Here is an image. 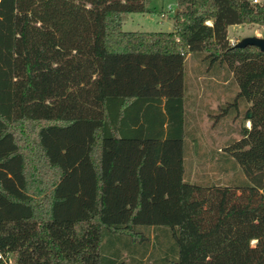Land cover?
<instances>
[{
  "label": "trees",
  "instance_id": "obj_1",
  "mask_svg": "<svg viewBox=\"0 0 264 264\" xmlns=\"http://www.w3.org/2000/svg\"><path fill=\"white\" fill-rule=\"evenodd\" d=\"M152 1L0 0V254L16 264H264V51L229 33L264 30V0H176L175 30L125 31Z\"/></svg>",
  "mask_w": 264,
  "mask_h": 264
},
{
  "label": "rangeland",
  "instance_id": "obj_2",
  "mask_svg": "<svg viewBox=\"0 0 264 264\" xmlns=\"http://www.w3.org/2000/svg\"><path fill=\"white\" fill-rule=\"evenodd\" d=\"M151 6L154 8L151 12H132L127 14V18L123 24V29L125 31H173L175 30V10L177 9L176 0H153L151 2ZM169 6L172 7V10L169 9ZM257 35L260 37H264V30L257 25H242L237 24L235 27L230 28V37L235 38L238 37V40H241L247 36ZM218 101L215 99L212 100V106L217 107ZM242 120H244L247 126H251V122L243 116H241ZM229 123V122H228ZM233 132L231 136L239 137L238 129L240 121L233 120L232 122ZM227 129L229 125L226 124ZM201 128L203 130L204 136L208 142H212V136L215 137L216 142L215 146L217 148H223L224 140L228 139L229 135L220 136L219 131L220 128L213 129L212 121L208 119L205 115L201 120ZM189 147L192 148V143H190ZM193 155L195 156L194 160H190L188 158L189 148L186 150V171L187 173L192 174V177L189 179L191 182H198L205 179L196 177V171L198 163L196 162V152L192 149Z\"/></svg>",
  "mask_w": 264,
  "mask_h": 264
},
{
  "label": "water",
  "instance_id": "obj_3",
  "mask_svg": "<svg viewBox=\"0 0 264 264\" xmlns=\"http://www.w3.org/2000/svg\"><path fill=\"white\" fill-rule=\"evenodd\" d=\"M239 47H246L248 45L258 46L262 51H264V37H260L257 35L247 36L241 40H238L236 43Z\"/></svg>",
  "mask_w": 264,
  "mask_h": 264
},
{
  "label": "crops",
  "instance_id": "obj_4",
  "mask_svg": "<svg viewBox=\"0 0 264 264\" xmlns=\"http://www.w3.org/2000/svg\"><path fill=\"white\" fill-rule=\"evenodd\" d=\"M235 27V25H231L230 27H229V33H230V28L231 27ZM235 38H237V39H239L238 37H235ZM203 89H204V94H205V97H204V104L205 105H211L212 104V100L213 99H215L216 101H218V93L216 92V91H214V90H212V89H210V88H202V89H198L201 93L203 92Z\"/></svg>",
  "mask_w": 264,
  "mask_h": 264
},
{
  "label": "built area",
  "instance_id": "obj_5",
  "mask_svg": "<svg viewBox=\"0 0 264 264\" xmlns=\"http://www.w3.org/2000/svg\"><path fill=\"white\" fill-rule=\"evenodd\" d=\"M254 2H259L260 0H253ZM169 9L172 10V7L169 6ZM238 42L237 38H231V43L232 44H236ZM0 257L3 258L6 262V264H16V262L13 260V258H11L9 255L7 254H0Z\"/></svg>",
  "mask_w": 264,
  "mask_h": 264
}]
</instances>
